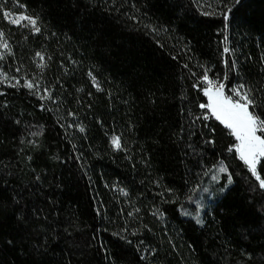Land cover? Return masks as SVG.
Instances as JSON below:
<instances>
[{
    "label": "trees",
    "instance_id": "16d2710c",
    "mask_svg": "<svg viewBox=\"0 0 264 264\" xmlns=\"http://www.w3.org/2000/svg\"><path fill=\"white\" fill-rule=\"evenodd\" d=\"M0 32V264H264V188L199 107L207 70L264 119V0H0Z\"/></svg>",
    "mask_w": 264,
    "mask_h": 264
},
{
    "label": "snow or ice",
    "instance_id": "6c2138e0",
    "mask_svg": "<svg viewBox=\"0 0 264 264\" xmlns=\"http://www.w3.org/2000/svg\"><path fill=\"white\" fill-rule=\"evenodd\" d=\"M240 2L241 0H234L235 4H239ZM230 11L231 9H229V12ZM207 14L208 13H205V15ZM3 15L9 19L10 23L20 24L22 21H27L35 32L39 33L41 31L40 27L37 26L38 18L36 17L19 15L12 18L9 12H4ZM224 15L227 20L228 14L225 13ZM3 35V32H0V39L3 38ZM226 41L227 36H225V42ZM3 47L9 49V45L6 41L3 43ZM224 52H229L227 46H225ZM37 56H41V54L37 53ZM41 60H43L42 56ZM89 75H91V73ZM4 79H7L6 75ZM201 79L207 84V87L203 88V93L207 97L208 102L206 104H200L199 107L210 110L209 113L204 116V119L213 116L226 128L231 130V135L235 137L237 143L230 147L229 151H235L238 154L239 159L245 163L249 171L259 182V187L264 188V178H261L260 172L258 171L261 158H264V119L256 114V108L258 107L257 100L252 95L251 90L246 89L244 85L232 88L231 91L233 95H226L224 83L217 84L210 79L207 75V70ZM93 82L96 83L94 77ZM18 84L19 81L12 86L15 87ZM25 86L29 89L35 87L31 81H28ZM96 86L99 89V85L96 84ZM81 131H83L82 128ZM258 133L261 134L258 135ZM111 142L116 149L121 148L120 137L113 136ZM227 171L228 169L224 165H221L219 168V172L221 173H226ZM228 183H232L230 174L228 176ZM197 223H202L199 217H197Z\"/></svg>",
    "mask_w": 264,
    "mask_h": 264
},
{
    "label": "rangeland",
    "instance_id": "374dc122",
    "mask_svg": "<svg viewBox=\"0 0 264 264\" xmlns=\"http://www.w3.org/2000/svg\"><path fill=\"white\" fill-rule=\"evenodd\" d=\"M19 15H26V14L11 13L12 18H15L16 16H19ZM20 24L29 25L27 21H22ZM4 42L5 40L3 37L2 39H0V53L5 49L3 47ZM212 80L215 81L217 84L224 83L225 85L224 80H219V79H212ZM203 85H204V88L207 87V84L204 81H203ZM234 87H239V85L236 82H233L229 87L226 88L225 86L224 90H225L226 95H233L231 89ZM259 134L261 133H258V135ZM221 165H224V164L223 163L218 164L208 172L207 178L195 192L194 199L191 200V202L194 204V207L191 208L190 210L189 209L185 210L184 211L185 215L195 219L196 221H197V217H199V219L203 221V212L204 210L210 207L211 202L214 200L213 198L215 197V194L217 192H220L222 190V187H226L229 185L228 183L229 173L228 171L226 173L219 172V168L221 167Z\"/></svg>",
    "mask_w": 264,
    "mask_h": 264
}]
</instances>
